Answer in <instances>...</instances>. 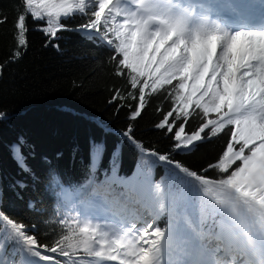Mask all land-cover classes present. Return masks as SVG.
I'll use <instances>...</instances> for the list:
<instances>
[{"label":"snow or ice","instance_id":"obj_1","mask_svg":"<svg viewBox=\"0 0 264 264\" xmlns=\"http://www.w3.org/2000/svg\"><path fill=\"white\" fill-rule=\"evenodd\" d=\"M199 7L200 13L196 5L172 4L171 0L163 5L154 0L126 3L124 0H21L13 20L16 51L9 62L19 59L23 54L21 49L26 51L28 47L29 17L34 22L46 21L47 26L38 30L50 38L48 43L57 39L60 31L84 33L86 39L113 53L110 60L114 63V74L125 82V89H114L110 103L126 99L134 103H121L117 107V111L128 108V126L115 133L119 141L110 153L104 140L90 139L89 174L81 184L69 180L66 185L52 167L47 169L45 177L37 175L28 164L29 155H34L28 140L18 135L8 146L9 152L18 175L28 180L12 179L6 189L0 186V209H4L6 195L11 193L17 200H23L29 211L37 214L49 211L50 221L61 198L87 193L95 183L98 165L106 153L111 164L120 155L123 144H130L170 170L167 185L163 181L154 182L151 174L145 172L131 178H119L113 173L98 187L119 184L126 187L130 200L140 203L155 198L161 214L177 217L182 205L191 206L194 195L202 193L227 212L236 226L244 228L253 223L264 230V24L259 30H250L243 23L233 28L211 19L213 12L222 11L242 17L251 7L245 0H215ZM77 16L85 22L75 29L61 23ZM7 21L6 16L0 17V25ZM54 46L59 50L58 44ZM122 91L126 95L122 96ZM150 94H162L164 102L169 104L167 111L163 107L157 109L162 119L154 124V129L164 132L172 142L165 153L147 150L143 141L136 139V121L143 117ZM193 116L200 122L195 130L188 132ZM10 122V114L0 111V125ZM98 126L104 127L103 123ZM220 134L228 136L222 151L200 171L173 159V154L194 149ZM77 151L78 147L73 149L74 154ZM43 159L47 163V158ZM190 181H195V185ZM37 191L49 198L48 208L41 207V197H26L27 193ZM166 202H170V208ZM182 219L194 240H204L210 235L198 230L190 216L184 215ZM208 219L209 210L201 205L200 225ZM56 223L61 229L67 226L63 217ZM0 226L4 229L0 252L11 249L0 264H83L85 257L114 264H160L169 232L167 227L146 221L139 226L130 225L125 237L110 241L106 234L96 235L94 230L84 227L77 238L65 235L47 245L40 244L35 235L29 234V226L12 218L6 210H0ZM31 227L34 231L36 225ZM80 251L83 256L78 255Z\"/></svg>","mask_w":264,"mask_h":264},{"label":"trees","instance_id":"obj_2","mask_svg":"<svg viewBox=\"0 0 264 264\" xmlns=\"http://www.w3.org/2000/svg\"><path fill=\"white\" fill-rule=\"evenodd\" d=\"M20 4L21 0H0V17L8 18L7 23L0 25V65H3L0 73V111L10 114L11 117L10 124L0 125V186L6 189L12 179L28 180V177L18 175V169L9 152L8 146L18 135H23L28 140L31 152L34 153L29 155L28 164L37 175L45 177L47 169L52 167L66 185L69 180L72 184H81L89 174L90 139L104 140L110 153L113 145L119 141L115 133L124 131L128 126V108L123 107L117 111V107L121 103L132 105L134 101L126 99L110 103L114 89L123 90L126 85L114 74V63L110 60L113 53L107 47L99 46L86 39L84 33L72 30L58 32V38L48 43L50 38L38 30L47 26L46 21L34 22L29 17L28 47L26 51L21 49L23 54L19 59L9 62L12 53L16 51L13 20ZM84 22L79 16L61 20L69 29H75ZM57 44L59 50L54 46ZM121 95H126V91H122ZM159 107L167 111L169 104L164 102L162 94H150L143 117L136 121L135 133L137 141H143L147 150L165 153L172 142L164 132L154 129V124L162 119V114L157 112ZM212 118H215L214 114ZM199 122V118L193 116L187 131L195 130ZM101 123L103 128L98 126ZM227 139V134H220L194 149L173 154V159L200 171L207 162L215 160ZM77 147L79 151L74 154L73 149ZM58 153L62 155L57 156ZM44 157L47 158V163L44 162ZM145 172L151 174L154 182L163 181L167 185L170 170L133 145L123 144L120 155L111 164L108 153L105 154L98 165L95 183L85 195L65 197L57 202L52 220L48 221L49 211L43 214L29 211L24 201L17 200L11 193H7L5 207L0 210H6L12 218L28 225L29 234L35 235L40 244L51 245L65 235L77 238L82 235L80 229L84 227L99 235L95 221L98 214L115 217L122 220L123 224H138L135 222L138 219L139 226L147 218L140 217L137 211L144 210L151 215L157 226L184 232L188 248L198 255L200 264H215L211 255L221 247L229 250V260L223 259V264H234L237 261L235 252L240 248L235 240L254 230L259 234L253 239L254 245L257 252L260 251L262 229L253 223L246 224L244 228L236 226L227 212L219 209L210 197H205L202 193L194 195L191 206L182 205L177 210V217L161 214L159 201L155 198L150 197L140 203L130 200L126 187L119 184L98 187L113 173L119 178H131L134 174L143 175ZM190 183L195 185L196 182ZM27 196L41 197V207L48 208L50 204L49 198L41 196L40 191L29 192ZM166 203L170 208V202ZM201 205L209 210V219L203 225L199 223ZM83 207L86 212L81 213ZM89 210L94 212V219ZM184 215L190 216L196 222L198 230L202 229L210 235L204 240H194L191 231L183 223ZM61 217L67 220L64 229L56 223ZM225 224L234 230L233 234L224 233L221 236ZM32 225H36L34 231ZM3 234L4 229L0 226V236ZM167 252L168 243L164 240L160 262L165 259ZM10 253V248L0 252V260ZM78 255L84 254L80 251ZM101 263L102 261L89 257H85L83 261V264Z\"/></svg>","mask_w":264,"mask_h":264},{"label":"rangeland","instance_id":"obj_3","mask_svg":"<svg viewBox=\"0 0 264 264\" xmlns=\"http://www.w3.org/2000/svg\"><path fill=\"white\" fill-rule=\"evenodd\" d=\"M172 1H174V0H172ZM124 2L126 3L127 0H124ZM158 2L160 3L163 1L158 0ZM167 2H168V0H167ZM172 3L184 6L182 0H178L177 2L175 1ZM66 198H68V197H66ZM92 210H89V211H91L92 218L94 219V217H93L94 212ZM84 212H86L85 207H83V209H82V213H84ZM137 212H139L140 217H142L143 219L147 218L146 219L147 221H154L153 218L151 217V215L146 213V211L143 210V211H137ZM102 218L103 219L100 218V215H96L95 220L97 221V219H98V223L102 222L104 229H106L108 227V230L101 231V227H100V225H98L97 222H96V229L97 230L100 229V231H101L100 234L109 235L111 237V239H109L110 241L116 240L117 237H121V238L125 237V234L127 232L128 227L130 225H133V224H122L121 222L109 219L110 216H105V217L103 216ZM135 222L140 224L138 219L135 220ZM138 224H135V225H138ZM224 226L225 227L221 232V236L224 233H228V234L234 233V230L231 227H229L227 224H225ZM176 230H174V231L170 230L167 233L165 241L168 243V252H167V256L165 257V259L162 262H160V264H195L194 263V257L190 254L192 252L187 249V239H186L185 235L182 234L181 231H178V230L176 231ZM133 235H135V234H133ZM257 236H258V232L256 230H254V231H250L249 233L246 232L244 240H243V238L237 237V239L235 240V244H237L239 242H242V244L249 242V245H245L242 248V250H240V251H244L242 254H239L240 251H238L235 254L239 260L235 261L234 264H257V263H259V257L258 256L255 257L256 263L252 262L248 258L249 252H251L250 255H253V253H256V249L253 246V239H255ZM128 238H132V237H128ZM136 238H137L138 242H141V241H139L138 236ZM145 246H147V245H145ZM228 251L229 250H227V248L225 249V248L221 247L218 252L211 255V257L215 261V264H223L224 263V261L221 260V257L222 258L225 257L226 259L229 260ZM219 252L221 253V255H219L220 254ZM244 255H246V261L243 259ZM225 258H224V260H225ZM104 264H114V262L106 261V263H104Z\"/></svg>","mask_w":264,"mask_h":264},{"label":"bare ground","instance_id":"obj_4","mask_svg":"<svg viewBox=\"0 0 264 264\" xmlns=\"http://www.w3.org/2000/svg\"><path fill=\"white\" fill-rule=\"evenodd\" d=\"M160 1H163V2H158V0H154V3H157V4H160V5H163V4H166L167 0H160ZM172 2H175V1H172L171 0V3ZM173 4V3H172ZM261 9L264 10V6H261Z\"/></svg>","mask_w":264,"mask_h":264}]
</instances>
